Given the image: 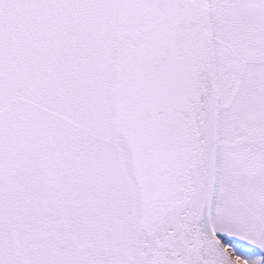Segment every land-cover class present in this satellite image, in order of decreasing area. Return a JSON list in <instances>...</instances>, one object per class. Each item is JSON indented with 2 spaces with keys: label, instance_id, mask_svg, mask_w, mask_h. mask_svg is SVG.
Wrapping results in <instances>:
<instances>
[{
  "label": "snow or ice",
  "instance_id": "snow-or-ice-1",
  "mask_svg": "<svg viewBox=\"0 0 264 264\" xmlns=\"http://www.w3.org/2000/svg\"><path fill=\"white\" fill-rule=\"evenodd\" d=\"M0 264H264V0H0Z\"/></svg>",
  "mask_w": 264,
  "mask_h": 264
}]
</instances>
